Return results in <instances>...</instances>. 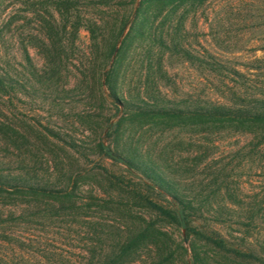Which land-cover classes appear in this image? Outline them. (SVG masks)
Instances as JSON below:
<instances>
[{"label":"trees","instance_id":"16d2710c","mask_svg":"<svg viewBox=\"0 0 264 264\" xmlns=\"http://www.w3.org/2000/svg\"><path fill=\"white\" fill-rule=\"evenodd\" d=\"M206 1L133 0L128 10L120 3L126 13L119 18L120 11H116L115 18L112 14H102L113 6V0H50L48 7L44 4V9L38 11L40 33L30 36L28 42H21V69L16 67L14 53L0 35V147L4 146L8 152H19L22 159L15 173L2 166L0 161L2 240L11 239L14 232L9 223L21 219L16 217L15 211L5 213V206L36 201L43 202L44 207L35 213L79 216L85 214L83 210L94 207L98 211H112L123 220V224L117 226L86 222L90 223L94 234L101 236L88 247L83 264H138L140 260L143 264H264V245L256 251L231 244L218 232L196 224L208 212L221 222L236 216L237 223L248 229L260 214L259 207L251 204L244 209L241 206V211L236 212L230 204H241L242 201L230 190L221 195L224 208L217 201L216 191L207 195L186 193L174 179V168L163 154L154 156L142 146L140 151L130 140L123 139L129 133L128 121L141 125V129L146 125L155 126L161 132L186 127L192 134L240 132L252 136L253 150L255 148L260 157H264V97L240 98L231 103L180 105L159 96L162 93L158 80L167 76L163 62L167 51L200 60L183 46L180 31L187 17ZM89 9L98 14H90ZM82 28L89 33L86 51L79 50L76 44ZM33 42L42 56L41 68L34 63L28 49V44ZM134 43L144 49L141 60L145 64L144 80L137 92L141 95L138 100L124 98L119 83L123 63ZM72 59L79 62L80 77L73 87H62L61 90L69 94L78 90L85 93L89 89V95H84L83 100H87L91 110H97V113L87 109L76 116L82 131L93 136L85 144L71 136L66 141L53 129H44L48 136L64 140L68 148L80 156L97 154L120 162L130 173H140L141 188H133L123 176L102 167L101 176L109 190L119 192L116 202L110 201L109 195V198L90 196L89 202L80 203L82 199L75 190L82 176L71 165L63 168L66 170L62 171L65 184L61 186L52 185L38 176L36 161L28 159V154L32 155V146L26 127L2 112L6 105L1 102L11 101L17 93L58 95L61 91L58 82ZM209 69L217 71L219 65L209 63ZM107 102L116 108L114 116L122 110V115L114 122L111 117H103ZM212 200L218 204V207H212L213 211L207 209V205L212 206ZM134 206H140L149 215L137 214ZM166 226L183 229L189 248L179 242L173 247L175 239ZM67 261L59 260V263L67 264Z\"/></svg>","mask_w":264,"mask_h":264},{"label":"rangeland","instance_id":"374dc122","mask_svg":"<svg viewBox=\"0 0 264 264\" xmlns=\"http://www.w3.org/2000/svg\"><path fill=\"white\" fill-rule=\"evenodd\" d=\"M132 1L113 0V6L102 14L115 17L116 11H120L121 18ZM49 2L0 0V35L14 53L18 69H21V42H28L30 36L40 33L42 28L38 11L48 7ZM120 3L126 5L125 10ZM89 12L98 14L93 9H89ZM180 32L183 46L200 60L167 51L163 58L167 76L158 80L161 98L173 104L193 105L264 97V0H207L187 17ZM89 43V33L82 28L76 41L77 48L86 51ZM28 49L34 63L41 68L42 56L35 42L28 44ZM131 50L123 63L120 92L124 98L138 100L141 95H137V92L144 80L145 64L141 62L144 49L134 43ZM209 63L219 65V70L211 71ZM78 65L79 62L72 59L68 69L63 71L58 89L75 85L80 77ZM89 93V89L85 93L78 90L69 94L61 90L58 95L17 93L11 101L1 102L6 105L2 112L18 125L26 127L32 146V155L28 154V159L36 161L38 176L52 185L61 186L65 184L62 171L66 172L65 169L71 165L82 176L75 190L82 199L80 203L89 202L90 196L109 198V195L110 201L116 202L119 192L109 190L101 176L102 167L114 175L123 176L133 188H141L140 173H130L120 162L97 154L80 156L64 142L70 139L69 136L85 144L92 138L90 132L82 131L83 127L76 116L87 109L97 113V110H91L87 100H83L86 98L84 95ZM114 114L116 108L107 102L103 117H111L110 120L114 122L122 115V110L117 116ZM126 124L129 133L123 139L130 140L140 151L142 146L154 156L163 154L174 168V179L184 192L207 195L216 191L217 201L224 208L221 195L230 190L242 201L241 204H230L236 212L241 211V206L244 209L251 204L259 207L260 214L248 229L237 223L236 216L221 222L208 212L196 223L206 230L218 232L231 244L259 251V247L264 245V157H260L255 148L253 150L250 134L228 131L192 134L187 127L161 132L155 126L146 125L141 129V125L129 121ZM44 127L53 129L64 140L48 136ZM20 159L19 152H8L4 146L0 147L2 166L13 173L17 171ZM217 205L213 201L212 206L207 205V209L212 210ZM43 207V202L36 201H21L5 206V213L15 211L16 217L20 216L21 219L9 223L14 230L11 239L0 238V264H60L59 260H68L67 264H83L88 247L95 243L98 236L89 227L90 223L86 222L123 224V220L112 211H98L94 207L83 210L85 214L79 216L35 213ZM134 211L139 215H149L140 206H134ZM165 229L175 239L173 247L179 242L189 248V240L183 229L172 226ZM143 263L141 260L138 262Z\"/></svg>","mask_w":264,"mask_h":264}]
</instances>
